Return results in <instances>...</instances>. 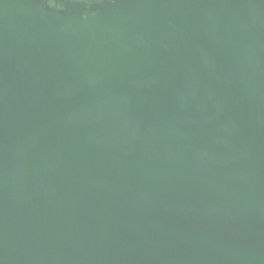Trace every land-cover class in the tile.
I'll return each mask as SVG.
<instances>
[{
	"label": "water",
	"instance_id": "obj_1",
	"mask_svg": "<svg viewBox=\"0 0 264 264\" xmlns=\"http://www.w3.org/2000/svg\"><path fill=\"white\" fill-rule=\"evenodd\" d=\"M0 264H264V0H0Z\"/></svg>",
	"mask_w": 264,
	"mask_h": 264
}]
</instances>
